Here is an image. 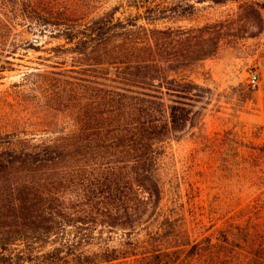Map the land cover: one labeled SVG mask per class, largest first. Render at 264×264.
Masks as SVG:
<instances>
[{"label": "trees", "instance_id": "trees-1", "mask_svg": "<svg viewBox=\"0 0 264 264\" xmlns=\"http://www.w3.org/2000/svg\"><path fill=\"white\" fill-rule=\"evenodd\" d=\"M94 1L0 0V72L20 48L39 49L35 38L63 40L49 47L60 58L51 69L24 71L12 86L28 114L15 126L18 138H0V264H122L180 245L169 239L186 221L185 206L175 197L167 204L161 173L169 140L196 123L209 88L167 73L155 54L218 44L220 22L176 32L147 25L167 6L125 20ZM236 1L259 15L264 8ZM251 148L255 193L224 229L239 240L228 250L235 264H264L263 152Z\"/></svg>", "mask_w": 264, "mask_h": 264}, {"label": "rangeland", "instance_id": "rangeland-1", "mask_svg": "<svg viewBox=\"0 0 264 264\" xmlns=\"http://www.w3.org/2000/svg\"><path fill=\"white\" fill-rule=\"evenodd\" d=\"M94 2L98 11L116 6V16L125 20L148 9V14L155 15L159 6H167L163 17L147 25L176 32L220 22L212 34L220 38L218 44L195 41L190 54H155L167 73L188 76L209 88V93L196 123L169 140L161 173L167 204H171L168 197H175L185 206L186 221L169 239L171 244L180 245L163 247L150 258L140 255L137 261L125 260L122 264H235L233 252L228 250L239 240L227 239L224 229L230 222L228 217L255 193L249 181L254 176V160H245L250 145L256 147L251 148L255 153L263 152L264 170V8L259 15L248 5L239 8L236 0H148L140 6L133 0ZM193 33L200 34L198 30ZM175 39L168 51L177 46ZM38 40L35 38L39 49L20 48L18 56L11 58L12 68L6 63L8 67L0 72V138H18L14 136L15 126H23L28 114L26 105L18 103L13 84L22 81L24 71L51 69L47 64H52V59L60 60L49 57L53 54L49 47L62 39L45 36ZM204 49L211 52L204 55ZM64 59L72 63V56L64 55ZM18 135L24 137V133ZM215 138L238 142L221 143ZM138 238L144 240V234ZM252 242L258 248L260 240Z\"/></svg>", "mask_w": 264, "mask_h": 264}]
</instances>
